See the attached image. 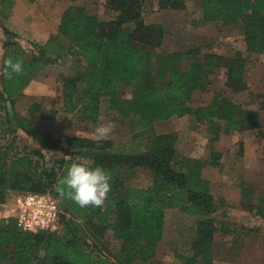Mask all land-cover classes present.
<instances>
[{"label":"trees","instance_id":"obj_1","mask_svg":"<svg viewBox=\"0 0 264 264\" xmlns=\"http://www.w3.org/2000/svg\"><path fill=\"white\" fill-rule=\"evenodd\" d=\"M148 1L108 0L110 15L104 19L83 7L71 6L60 20L58 34L45 44L21 43L17 32L0 24L4 35L0 118L1 113H5L1 126L11 128L16 124L44 149L63 151L70 156L56 162L58 169L49 170L43 166L45 157L41 150L33 153L38 159L26 154L7 162L8 152L0 148V204L5 202L9 191L51 192L58 198L57 181L74 161L84 162L77 160L78 157L86 159L90 167H102L111 178L106 210L92 206L80 208L62 198L66 212L71 215L64 216L61 235L23 233L13 220H0V264L8 260L12 264H121L102 253L110 228H114V237L121 240L122 255L146 263L157 254L164 237L166 213L170 210H180L197 219L193 254L181 256L185 264H214L212 249L219 232L216 214L224 201L215 200L201 177L205 162L181 155L170 142L172 136L158 135L154 127L173 118L193 116L197 122H207L214 144L222 134L251 131L259 126V111L234 103L224 92H216L205 106L193 108L191 102L194 92L209 91L213 76L220 71L224 72L221 74L232 92L247 90L245 78L251 58L264 54V0L197 1L201 18L194 21V25L203 27L215 23L232 27L240 24L242 27L248 55L237 51L232 58L213 52L202 53L199 49L159 52L166 32L162 23L147 22ZM150 1L159 11L187 9L186 0ZM14 7L15 0H0V19L8 20ZM9 57L23 62L21 75L8 78L3 74L4 61ZM64 57L78 59L83 65L81 73L67 86L63 98L65 112L77 115L82 122L96 123L101 117L102 99L108 97L111 110L122 117H135L130 121L131 130L139 129V136L148 135L149 148L124 153L116 151L108 140L68 137L63 149L60 138L34 128L42 111L38 103L30 106L31 114L27 118L14 113L17 98L46 68ZM127 89L131 90L130 99L122 95ZM260 96L264 98V93ZM57 115L54 110L49 119L54 121ZM219 158L214 148L207 159L214 166L219 165ZM138 169L152 174L149 187L128 184L129 177L125 173ZM262 187V193L257 194L258 185L244 183L241 206L264 219V185ZM222 218H227L226 212L222 213ZM86 232L90 241L84 236Z\"/></svg>","mask_w":264,"mask_h":264},{"label":"rangeland","instance_id":"obj_2","mask_svg":"<svg viewBox=\"0 0 264 264\" xmlns=\"http://www.w3.org/2000/svg\"><path fill=\"white\" fill-rule=\"evenodd\" d=\"M54 1L37 0L35 3H29L27 0L21 1V10L15 25L16 29L14 28L15 30H13L19 33L21 43L24 42L27 45H31V43L45 44L50 40V32H55L59 25L58 13H60V10L57 5L52 4ZM86 1L85 5L90 8L91 12L98 14L103 19L109 17L110 11L107 0H99L98 2L102 1L100 2L101 4L97 2L92 3L91 0ZM197 1L186 0L187 9L190 10V13L184 14L187 20L193 17L199 18V16L201 18V10ZM162 12L150 0L145 6L146 18L151 16L152 18L158 17L159 14L163 17ZM4 21L0 19V24L4 25ZM175 26L177 27V34L174 30ZM175 26H171L170 30H168L166 38L168 35L171 36L164 41L163 46L158 49L159 52L199 49L202 53L213 52L229 58H232L237 51H242L244 56L248 55L243 41V29L240 24L232 27H223L217 26L214 23V26L211 24L214 28L209 33L206 32V27L197 26L196 28L206 29L203 36L200 33L198 35L195 34L194 31L189 32L186 27L184 28L179 23ZM0 33H3L1 27ZM2 45L1 39L0 62L3 55ZM253 57L249 66V74L245 78L249 84L253 81L248 89L249 91L232 92L231 89L227 88L226 79L221 74L224 72L220 71L213 76L209 91L204 93L197 91L194 94L191 106L193 108L205 106L211 102L216 92H224L234 103L248 105L249 108L260 112L261 120L256 129L246 132L222 134L220 139L214 144L211 143L212 135L209 134L210 127L207 122H197L192 116L159 122L155 125L154 129L158 135H171L170 142L174 143L177 151H181L185 157H201L202 162L206 163L201 168L209 166L206 169L209 171L208 174L211 178L214 175L227 176L228 180L230 178L232 180V177H237V184H239L242 180L240 176H246V169L249 166V181H259L256 185L260 187L257 191V194H260L262 193L260 190L264 184V98L260 96L262 93L257 92L262 86L258 85L254 80V75L257 68H262V64L264 69V60H262L264 56L255 55ZM261 60L263 63H261ZM82 67L83 65L78 59L71 57H64L57 64L49 66L48 72L43 74L41 78H38L40 82L32 83L33 88L25 90L24 94L17 98L14 105V113H17L20 118H27L31 114L30 106L38 103L42 111L38 115L34 128L53 138H60L63 149L66 147L65 141L68 137H82L95 140L93 135L95 129L106 124L113 126V132L106 140L112 142V146L116 151L129 153L149 148L151 146L149 136H139V129L136 131L131 130L130 121L134 116L122 117L118 112L111 110L109 108L108 97L102 99L101 117L96 123L82 122L78 119L77 115L65 112L63 98L66 95L67 86L72 78L74 79L77 74L81 73ZM130 94V89L123 90L122 95H124V98L130 99ZM54 110L58 112V115L56 120L52 121L49 119V115ZM4 117L5 113L2 112L0 118V148L8 152V156L6 155L7 162L10 159L26 154H31V156L37 158L33 153H35V150H41L45 157L44 160L42 159L43 166L51 170L52 168H59L56 164L58 160L64 157H66L65 159L70 158L63 151L44 149L39 141L28 136L16 124L11 126V128L8 125L2 127L1 122ZM216 145L219 147V150H217ZM212 147L221 156L219 158V165L212 166L208 162L207 158H209L210 153L213 151ZM77 160L87 161L82 157H78ZM194 161L199 160L194 159ZM254 162L259 165L258 168L253 165ZM235 167L241 168L242 171H234L233 168ZM125 175L129 177L128 184L131 186L146 188L152 184L153 176L147 170L138 169L132 172L129 171ZM203 181L207 183L209 190L213 191L214 196H218L216 194L217 184L206 180ZM209 184H211L212 188ZM232 192L233 189H228V193L232 195ZM13 193L9 191L5 202L0 204V206L9 202L13 198ZM58 200L65 216H70L71 214L65 210L67 207L63 201L64 199L59 196ZM221 207L224 208V203ZM101 208L107 209V198ZM216 217L218 229L225 228V222H222L225 219L221 217L220 212L216 214ZM262 220L254 213L248 212L246 213L247 224L243 225L244 229H241V225L234 224L238 227H232L234 229L233 235H229V233L220 229L213 243V263H240L238 259L240 258L241 251L237 250L235 252V248L232 246L234 244L233 241L226 240L225 238L228 235L230 237L244 235L245 243H243V246L246 248L244 252L245 264H264V226L262 227ZM164 227L163 240L158 247L156 256L149 262L141 263L139 259L122 255L121 240L114 237V228H110L107 232L105 238L106 248L103 249L102 253L106 258L121 264H185L181 256L189 257L193 254L191 248L197 232L196 218L180 210H170L166 213V224ZM228 228L230 227L228 226ZM232 229L230 232H233ZM87 232L84 236L87 241H90L91 237ZM2 264L12 263L8 260Z\"/></svg>","mask_w":264,"mask_h":264},{"label":"crops","instance_id":"obj_3","mask_svg":"<svg viewBox=\"0 0 264 264\" xmlns=\"http://www.w3.org/2000/svg\"><path fill=\"white\" fill-rule=\"evenodd\" d=\"M21 1L22 0H15V7L13 9V12H12L11 17L8 20H5L4 21V23H5L4 25L8 26L9 28H11L13 30L16 29L15 28V25L17 23V19L19 17V12L21 10V5H22V2ZM98 1L99 0H91L92 3L97 2V3L101 4L100 2H102V1H100V2H98ZM107 2H108V0H107ZM86 3H87L86 0L85 1L84 0H76L75 2H70L69 0H55L54 2H52V4L57 5L58 8H59V10H60V13H58L59 24H60V20H61L63 14L71 6L83 7L89 13L94 14V15H98L96 13L91 12L90 11V8L85 5ZM90 5H91V3H90ZM187 13H190V10L189 9H186V10L181 11V12L163 11L162 12L163 17L160 16V14H159L158 17L152 18V16H151L149 18H146V20L150 24L162 23L164 25L163 28H165L166 34H168V30H170L171 26L173 27L177 23L181 24V26H183L184 28L186 27V29L189 32L194 31L195 34L198 35L200 33L202 36L204 35V32H205L206 29H207L206 32H208V33L213 30L214 27H212L211 24L214 26V23H209L207 25H203L202 28H205L206 27V29L196 28L197 26L194 25V21H197V20L199 21L200 20V16H199V18L198 17H193V18L187 20L185 18V15H184V14H187ZM58 26H57V30L55 32H53V33L50 32V34H49V37L50 38L52 36H55V35L58 34ZM174 30H175V33L177 34V27L176 26L174 27ZM15 32H17V31H15ZM170 36L171 35H168L167 38L165 37V40L166 39H169ZM1 39H2V42H3L4 41V35H3V33H0V40ZM259 55L261 57L264 56V54H259ZM253 56H255V55H253ZM253 58H252V60H253ZM262 60H264V59H262ZM262 60H261V63H263ZM48 68H46L32 83L35 84L37 82H40V80L38 78H41L43 74L47 73L48 70H49ZM255 71H256V73L254 75V80L258 83V85L262 86V88H260L257 92L263 94L264 93V69H263V64H262V68H260V69L257 68ZM247 74H249V73H247ZM246 83H247V80H246ZM252 83H253V81H251L250 84L247 83V91H249L248 89H249V87L251 86ZM32 88H33V85L31 84L26 89V91L28 89H32ZM244 92H246V91H244ZM196 93H197V91L194 92V94H196ZM193 96H195V95H193ZM239 105H241V104H239ZM174 119L175 118H173L171 120H174ZM216 148H217V150H219L218 149L219 147L217 145H216ZM179 153L182 154L183 156H185L181 151ZM192 158H194L196 160H201V157H199V156H193V157L191 156L190 159H192ZM253 165L255 167H257V168L259 167V165L256 164L255 162H254ZM208 167L209 166H206V167L204 166L202 168V170H201V177H202L203 180H206V181H208L210 183L215 182V184H217V190H216L217 192H216V194L218 196H216V195L214 196L212 190H210V192H211V194L213 195V197L215 198L216 201H220V200H223L224 201V208H222L220 206V208H219V210H218L217 213L220 212L221 217H222V213L223 212H226V214H227V218L225 219V221H222V222H225L224 223V226H226V227L225 228H220V229L221 230H224V232L229 233V235H233L234 229H232V227H234V228L236 227L237 228L238 227L237 225H241V229H244L243 225L247 224V221H246V213H248L249 211L244 210L242 208V206H241L242 199H243L242 198V186H243L244 183L257 184V182H259V181H256L255 180V181H253L254 183L249 181V178H248V173H249V169H250L249 166L246 169V176H240V178H242V180H241V182L239 184H237V180H238L237 177L229 176V177H232V180H231V178L228 180V177L227 176H224V175L223 176L222 175H214L211 178L209 176V174H208L209 171L206 169ZM233 169L236 172L242 171L241 168H237V167H235ZM209 185L211 186V184H209ZM211 188H212V186H211ZM228 189H233L232 195L230 193H228ZM194 218H196V217H194ZM196 221H197V219H196ZM262 221H263L262 222V227H263L264 226V219ZM234 224H237V225H234ZM228 226L230 228H228ZM231 229L233 230V232H230ZM217 234H219V232ZM229 235L225 239L226 240L233 241L234 244L232 246L235 248V250H234L235 252H237V250H240L241 251L240 258L238 259V261H240V263H238V264H245V255H244V252H245L246 248L243 246V243H245L244 242V235H235L233 237H230Z\"/></svg>","mask_w":264,"mask_h":264},{"label":"clouds","instance_id":"obj_4","mask_svg":"<svg viewBox=\"0 0 264 264\" xmlns=\"http://www.w3.org/2000/svg\"><path fill=\"white\" fill-rule=\"evenodd\" d=\"M24 72L23 62L5 59L3 74L11 78ZM113 132L111 124L97 127L93 133L96 141L109 138ZM110 175L100 167H90L87 162L74 161L66 170V174L57 181L56 191L61 198L71 200L80 208L88 206H103L108 193L111 191Z\"/></svg>","mask_w":264,"mask_h":264},{"label":"built area","instance_id":"obj_5","mask_svg":"<svg viewBox=\"0 0 264 264\" xmlns=\"http://www.w3.org/2000/svg\"><path fill=\"white\" fill-rule=\"evenodd\" d=\"M12 199L0 206V220H13L23 233L64 232L65 214L60 201L51 192H14Z\"/></svg>","mask_w":264,"mask_h":264}]
</instances>
